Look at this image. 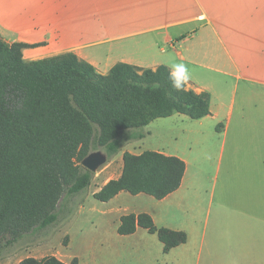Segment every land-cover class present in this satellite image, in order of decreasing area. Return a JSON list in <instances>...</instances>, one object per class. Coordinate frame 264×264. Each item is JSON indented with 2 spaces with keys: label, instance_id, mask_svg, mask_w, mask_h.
<instances>
[{
  "label": "crops",
  "instance_id": "crops-1",
  "mask_svg": "<svg viewBox=\"0 0 264 264\" xmlns=\"http://www.w3.org/2000/svg\"><path fill=\"white\" fill-rule=\"evenodd\" d=\"M0 37L31 46L26 62L74 53L103 75L118 63L187 64L188 89L209 93L211 114L193 120L189 145L158 150L185 161L186 172L147 214L186 232L170 251L184 264L195 255L211 264L222 252L227 264H264V0H0ZM178 115L165 119L186 121ZM211 126L220 128L216 152ZM172 213L185 225H171Z\"/></svg>",
  "mask_w": 264,
  "mask_h": 264
},
{
  "label": "trees",
  "instance_id": "trees-1",
  "mask_svg": "<svg viewBox=\"0 0 264 264\" xmlns=\"http://www.w3.org/2000/svg\"><path fill=\"white\" fill-rule=\"evenodd\" d=\"M29 47L0 37V255L73 214L71 208L81 204L74 200L92 183L93 173L82 162L94 149L103 148L112 158L125 143L142 140L141 129L158 119L180 114L200 120L211 114L209 93L175 91L167 66L118 63L103 75L74 53L26 62L23 49ZM185 172L179 157L125 152L120 177L94 198L107 203L127 192L163 200L180 188ZM120 221L119 235L143 228L157 235L166 254L188 241L186 232L159 228L147 213ZM19 264L67 263L47 256ZM71 264H79L78 258Z\"/></svg>",
  "mask_w": 264,
  "mask_h": 264
},
{
  "label": "rangeland",
  "instance_id": "rangeland-1",
  "mask_svg": "<svg viewBox=\"0 0 264 264\" xmlns=\"http://www.w3.org/2000/svg\"><path fill=\"white\" fill-rule=\"evenodd\" d=\"M175 118L158 119L143 127L141 132L145 137L142 140L125 143L120 153L112 158L108 157L107 162L93 173L91 186L85 195L74 200L81 204L76 209V205L71 208L73 214L69 218L64 220L62 215L59 222L50 229L29 234L6 248L0 255V264H19L28 257L41 259L47 256H56L68 264L74 258L79 259V264H184L175 251L164 253L158 237L144 229L136 236L118 235L114 217L152 211L157 199L146 194L134 196L127 192H123L113 203H103L94 198V192L106 182L120 177L125 152L141 154L144 151H169L173 146L183 148L189 145L190 128L194 121L188 117H185V122L177 119L179 117ZM219 130L217 126H211V146L214 152L219 146ZM97 151L107 155L103 148L94 149L92 153ZM213 172L211 168V176ZM71 205L70 199L67 206ZM112 207L117 212L115 215L109 213ZM174 215L172 213L169 220L171 225H185L182 216L176 218ZM211 224L213 225L212 216ZM224 243L225 241L218 242L222 251ZM222 254L218 258H211V264H227L223 262ZM188 264H198L197 256H193Z\"/></svg>",
  "mask_w": 264,
  "mask_h": 264
},
{
  "label": "clouds",
  "instance_id": "clouds-1",
  "mask_svg": "<svg viewBox=\"0 0 264 264\" xmlns=\"http://www.w3.org/2000/svg\"><path fill=\"white\" fill-rule=\"evenodd\" d=\"M168 68L171 87L177 92L187 91L192 81V73L187 64L183 62L172 63ZM154 86L159 87L158 84Z\"/></svg>",
  "mask_w": 264,
  "mask_h": 264
},
{
  "label": "water",
  "instance_id": "water-1",
  "mask_svg": "<svg viewBox=\"0 0 264 264\" xmlns=\"http://www.w3.org/2000/svg\"><path fill=\"white\" fill-rule=\"evenodd\" d=\"M107 160L108 156L105 153L97 151L88 155L83 160L82 165L92 173H95Z\"/></svg>",
  "mask_w": 264,
  "mask_h": 264
}]
</instances>
